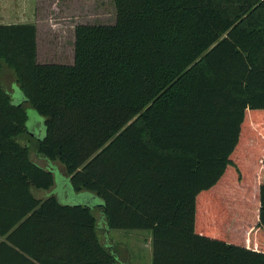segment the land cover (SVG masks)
I'll use <instances>...</instances> for the list:
<instances>
[{"label": "trees", "instance_id": "obj_1", "mask_svg": "<svg viewBox=\"0 0 264 264\" xmlns=\"http://www.w3.org/2000/svg\"><path fill=\"white\" fill-rule=\"evenodd\" d=\"M75 28L74 62L38 63L35 24L0 25V264H118L88 206L63 205L30 159L101 198L111 230H150L153 264H264V0H115Z\"/></svg>", "mask_w": 264, "mask_h": 264}, {"label": "rangeland", "instance_id": "obj_2", "mask_svg": "<svg viewBox=\"0 0 264 264\" xmlns=\"http://www.w3.org/2000/svg\"><path fill=\"white\" fill-rule=\"evenodd\" d=\"M13 5L0 10V25L35 24L38 28V63L74 62L75 28L78 25H114L115 0H5ZM21 2H31L29 5ZM18 4V5H16ZM20 4V5H19ZM0 84L11 95L15 105L25 97L15 75L0 61ZM28 134L19 142L27 146L32 162L54 174L55 183L49 190L32 189L39 200L55 196L63 205L88 206L97 221L100 242L116 255L118 264H153V237L150 230H111L102 210L103 200L90 192H76L59 161L49 160L36 150V144L46 136L45 118L30 104H25Z\"/></svg>", "mask_w": 264, "mask_h": 264}, {"label": "crops", "instance_id": "obj_3", "mask_svg": "<svg viewBox=\"0 0 264 264\" xmlns=\"http://www.w3.org/2000/svg\"><path fill=\"white\" fill-rule=\"evenodd\" d=\"M10 2H13V1L0 0V10L3 9L4 7H6V6H10L9 4L13 5V4L10 3ZM30 3H31V2H25V3L21 2L20 4H23V5H29ZM34 3H35V5H39V4H40V3H39V0H35V1H33L31 5H34ZM20 4H19V5H20ZM16 5H18V4H16ZM22 25H27V24H22ZM37 28H38V27H37Z\"/></svg>", "mask_w": 264, "mask_h": 264}]
</instances>
